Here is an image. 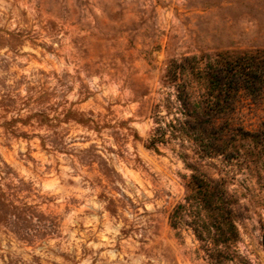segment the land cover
Listing matches in <instances>:
<instances>
[{
	"label": "clouds",
	"instance_id": "clouds-1",
	"mask_svg": "<svg viewBox=\"0 0 264 264\" xmlns=\"http://www.w3.org/2000/svg\"><path fill=\"white\" fill-rule=\"evenodd\" d=\"M10 6L9 0L4 11ZM250 6L255 0H244L238 12L228 15L189 8L187 0H23L18 5L27 20L21 28L31 35L22 38L16 51H38L48 73L25 74L19 85V76L5 81L8 87L0 88V96L7 91L15 110L0 109V125L41 111L48 120L39 126L36 119L27 127L16 123L17 133L33 137L27 140L6 136L0 127V169L12 168L7 176L0 171V192L8 206L7 219L0 224V264H64L50 250L59 245L60 251L70 252L75 247L79 257L82 244L92 256L80 264H92L98 251L97 264H172V259L188 264L189 258L203 264L193 255L198 242L191 228L174 226L183 220L191 223L187 212L195 211L189 204L197 171L216 181L225 173L233 178L226 188L233 209L248 208L252 215L244 226L234 223L240 239L233 251L238 264H264L258 227L253 231L258 218L252 213L254 204L264 202V142L257 145L251 138L264 133V103L241 99L217 123H227L235 137L227 150L233 156L229 167L218 163L222 157L200 159L188 140L172 139L168 130L176 110L190 113L193 105L204 102L207 92L199 80L207 58L233 50L218 48L217 41L227 37L235 44L241 36L255 40L264 33L259 15L264 8L249 11ZM201 20L207 21L206 28ZM0 57H12L7 46H0ZM32 58H17V63ZM167 102L175 106L173 115L165 110ZM69 113L68 120L82 129L76 135L64 122ZM82 120L109 126L97 131ZM158 129L164 133L162 140ZM241 131L249 136L242 139L237 134ZM41 138L46 153L42 161L17 155H31ZM49 138L58 147L53 148ZM209 163L223 171L209 168ZM53 177L59 189L55 194L43 187ZM20 184L31 186L27 198L24 193L13 195ZM101 194L108 199H99ZM108 200L115 204V216L107 210ZM19 209L30 225L23 231L16 226ZM256 211L264 219V208ZM39 216L54 218L56 234L37 237L43 231ZM77 224L83 228L79 239L73 230ZM129 228L144 229L143 241L137 242L142 235L137 231L123 239L121 229ZM89 236L97 242L85 244Z\"/></svg>",
	"mask_w": 264,
	"mask_h": 264
},
{
	"label": "trees",
	"instance_id": "trees-1",
	"mask_svg": "<svg viewBox=\"0 0 264 264\" xmlns=\"http://www.w3.org/2000/svg\"><path fill=\"white\" fill-rule=\"evenodd\" d=\"M199 86L206 89L207 95L203 103L192 106L190 113L176 110L173 115L175 106L170 102L164 104L168 115H173L174 123L168 125L171 138L188 140L200 159L222 157L219 161L229 165L233 156L227 150L235 137L227 123H221L220 127L216 125L231 114L238 94L244 93L251 98L261 96L264 90V49L221 51L210 55L200 74ZM36 117L41 119L43 116ZM157 131L162 140L163 131ZM237 134L242 139L249 136L243 131ZM261 137L264 133L251 138L259 145L264 142ZM227 185L225 178L216 181L199 172L193 175L189 209L195 211L187 212L192 217L191 223L183 220L182 225H174L191 228L195 240L212 264L231 258L226 251L238 241L232 207L234 200L226 194Z\"/></svg>",
	"mask_w": 264,
	"mask_h": 264
},
{
	"label": "rangeland",
	"instance_id": "rangeland-1",
	"mask_svg": "<svg viewBox=\"0 0 264 264\" xmlns=\"http://www.w3.org/2000/svg\"><path fill=\"white\" fill-rule=\"evenodd\" d=\"M23 0H10L11 6L7 10V12L4 11L3 9V4L9 3V0H0V46H7L9 48V52L12 53V57L8 60H5L3 57H0V73H4L5 75H0V88H7L8 86L6 85L5 81L9 79L11 76H19L20 79L17 80L15 83L17 85L21 84L24 82L26 79L25 74H32L33 72L38 73V74H47L48 73V66L44 62L40 60V53L38 51L33 50L31 53L28 51H24L23 53H19L16 51V49L23 44L22 38L23 37H28L30 36V32H28L25 29L21 28V25L27 23L26 20V15L25 12L18 7L20 3H22ZM244 3V0H187V7L189 8H205V9H212V10H217L222 14H228V15H234L236 12L239 11L241 4ZM221 5H224L221 7ZM230 5V7H229ZM255 8H264V2L262 0H255V6H250L249 11H255ZM260 15V23L262 26V29H264V13H259ZM15 24L16 27L13 28L11 31H9V27ZM200 26L202 28L207 27V21L206 20H201L200 21ZM19 29V30H18ZM43 47V45H41ZM217 47L221 49H226L228 47H232L233 50H240L241 48L245 50H255V49H264V33L261 34V36L258 39L255 40H250L247 37L241 36L239 40L233 44L232 40L230 38H222L217 41ZM231 50V51H233ZM45 52L51 51L50 48H45ZM214 54V53H213ZM212 54V55H213ZM29 55H32V60L28 63H17V58L23 59L28 57ZM13 66H15V71H12ZM35 88H29L28 91L33 92L35 91ZM249 98L248 95L244 93H240L236 96L234 100V105L233 107L241 100V99H247ZM251 98V97H250ZM252 102L259 106L260 104L264 103V90L262 91V94L258 98H251ZM15 104V101L11 100V98L7 95V91H5V94L3 96H0V109H3L5 113H7L10 110H15L13 108V105ZM25 107L27 105L25 104ZM50 111H55L54 108H50ZM20 111H23V109H20ZM106 111H108L106 109ZM111 114V113H109ZM37 115L43 116L41 119L40 117H36ZM71 113L65 116V123H69L72 126L69 128V131L73 134L76 135L78 134L82 129L79 127H76L75 124H72L71 121L68 120L69 116ZM46 117V119H45ZM36 119L38 121V126L40 123L47 122L48 117L45 114V112H36L33 113L30 116H23L20 117L18 116L15 120L8 121L3 125H0V127H3L5 129V135H11L15 139H32L33 137H30L27 133H17L14 130V125L16 123H20L22 127H27L29 125L30 121ZM43 120V122H42ZM40 121V122H39ZM84 124H90L92 129H95L97 131L100 130L101 127H108L109 125H98L94 121H88V120H82L81 121ZM78 123V122H77ZM49 143L53 145V148L58 147L57 141L55 139L49 138ZM45 146V140L44 138H41V144L37 146L36 149L32 150L31 155L28 154H21L18 153L17 155H26L27 159L29 161H32L34 159H39L43 160V155H46V153H43ZM163 146V145H162ZM183 148V147H182ZM194 148V147H193ZM39 149V150H38ZM0 153H2V149H0ZM249 156L251 153H248ZM0 159H3L2 154H0ZM16 163H20L19 160L16 161ZM220 165L223 167H229V165L224 164L220 161H218ZM192 167V165H189ZM47 168V166H45ZM209 168L216 169L218 172L223 171V168L217 169V166L214 164L209 163L208 164ZM0 171L4 172V175L7 176L10 172H12V168L9 166L8 168L5 167L4 169H0ZM22 172H26L27 169L25 167H21ZM205 176L202 171H197ZM208 177V176H207ZM224 178L228 181V183L233 182V178L229 177L227 173H225ZM257 182L260 183V178L257 174ZM264 186V185H262ZM44 189L48 192H51L53 194L57 193L59 191L56 183V179L50 178L48 179L44 185ZM241 188H244V184H240ZM31 191V186L29 184H20L16 186L15 192L13 195H18L19 193H24L25 198H27V193ZM6 197H4V194L0 192V224L5 223L7 216H8V206L7 204L4 203V200ZM101 200H106L108 199L105 197L103 194L99 197ZM48 202L51 203L52 198H48ZM44 201H42L43 203ZM71 204H75V201H69ZM257 208H264V202H257L254 204L252 213L257 216V225L253 227V231L258 230L260 232V238H259V243L263 247V236H264V219H260V213L256 211ZM69 209L66 207L65 212H67ZM107 210L109 211V214L111 216L116 215V210H115V204L111 201L108 200V207ZM25 211H31L29 209H25ZM24 209H19L17 211L18 214V223H17V228L18 230H25L28 227H30L28 221L24 220L23 218V213ZM21 213V214H20ZM252 215L249 214V209L248 208H236L234 209V222L239 223L241 226H244V222L251 221ZM47 221V223H45ZM38 222L40 224V227L43 229L41 232H37L36 235L39 239H43L45 235H53L55 233V220L54 218H45L42 216L38 217ZM73 230H78V235L77 239H79V232L83 231V228L81 225L77 224L76 228ZM133 231H137L139 233H142L140 240L137 241L142 242L143 241V234H144V229H132L129 228L128 230L121 229V237L123 239H128ZM120 238H118L119 241ZM134 239V237H133ZM239 235H238V241H239ZM91 241L93 243H96L97 241L95 240L94 237L89 236L85 240V244L88 243V241ZM237 241V242H238ZM185 243H188V238H185ZM236 245V244H235ZM235 245L229 250L226 251L231 258H228L227 261H224L223 263L219 262H214L213 264H238V257L236 256L235 252L233 251V248ZM101 249L100 251H102ZM117 250H119V244H117ZM50 254L56 257H59L64 261V264H80V261L92 256V250L87 249L83 244L80 245V252H79V257L77 256V250L75 247L71 249L70 252H62L60 251V246L57 245L55 250H50ZM184 255H187L185 253ZM193 255L195 257V260L198 261H203V264H212L211 261L207 257H205L204 252L202 251V248L200 244L198 243V247L193 249ZM99 257V251L97 252L96 257L92 258V264H97V259ZM171 259V258H170ZM50 264H56L55 261H51ZM172 264H176V261L172 259ZM188 264H193V260L189 258Z\"/></svg>",
	"mask_w": 264,
	"mask_h": 264
},
{
	"label": "water",
	"instance_id": "water-1",
	"mask_svg": "<svg viewBox=\"0 0 264 264\" xmlns=\"http://www.w3.org/2000/svg\"><path fill=\"white\" fill-rule=\"evenodd\" d=\"M263 247H264V236H263Z\"/></svg>",
	"mask_w": 264,
	"mask_h": 264
}]
</instances>
